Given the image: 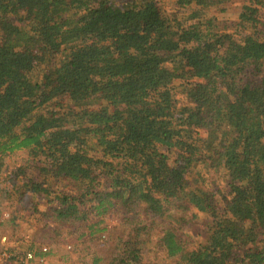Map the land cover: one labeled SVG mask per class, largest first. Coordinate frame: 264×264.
Masks as SVG:
<instances>
[{"label": "trees", "instance_id": "trees-1", "mask_svg": "<svg viewBox=\"0 0 264 264\" xmlns=\"http://www.w3.org/2000/svg\"><path fill=\"white\" fill-rule=\"evenodd\" d=\"M162 1L69 0L78 12L69 20L64 0H0V165L29 152L27 192L47 201L42 257L79 223L78 238L102 244L84 264H264V0L244 1L240 41L228 45L207 12L226 0H175L179 16L164 15ZM34 46L60 60L38 79ZM179 77L187 100L176 109ZM98 98L107 105L88 104ZM65 99L86 106L35 114ZM157 144L177 151L175 165ZM197 164L202 184L191 190L185 174ZM205 172L224 180L223 204L203 186ZM63 177L83 185L80 198L41 187ZM16 189L0 190V237ZM189 211L211 218L204 243L179 226ZM92 212L115 224H86ZM144 246L163 260L147 263Z\"/></svg>", "mask_w": 264, "mask_h": 264}, {"label": "rangeland", "instance_id": "rangeland-1", "mask_svg": "<svg viewBox=\"0 0 264 264\" xmlns=\"http://www.w3.org/2000/svg\"><path fill=\"white\" fill-rule=\"evenodd\" d=\"M64 1L65 16L67 19L73 20L74 18H76L78 12L76 9L69 5V0ZM108 1L116 5H120L127 0ZM174 1L175 0H163L162 3L159 4L158 9L167 16H179L180 12H182L183 14L182 8L180 9L176 6V9H173ZM244 1L245 0H226V2L223 4H218L217 6H208L207 12L209 16L215 18L218 32L223 36V42L225 45L231 43L230 40L226 39V37L228 36L231 38L233 37V41L235 42L240 41L239 35L242 27L239 20V14L242 11ZM165 7H167L166 11H164ZM261 19L264 20V10L261 11ZM18 24L22 30L28 31L29 25L25 18H23L22 16H20ZM21 51L23 54H27L26 46H24ZM30 51H32L33 53L32 57H34L35 68L33 70V74L37 79L49 74L47 69L53 70L55 65L60 62L59 59L53 60L42 57L40 53H38V51L35 49V46ZM184 83H187V81H184L180 77L174 79L171 83L176 109H179V107L182 106V104L187 100L186 92L183 86ZM73 101V99H65L58 102H52L49 104L48 108L37 110L35 114L52 112L61 115L65 110L68 109H72L71 111L73 112H80L82 108L86 106L84 104L76 103ZM88 104L97 109L105 107L107 105L106 101L101 98L94 99L93 102H89ZM201 135H204L203 131L201 132ZM155 150L157 152L165 154L171 166L176 164L175 160L178 153L175 149H170L168 147L157 144L155 146ZM28 155L29 152L26 151H19L8 154L3 157V167L0 165L2 173L5 174L7 178V185L4 188L8 189L13 185L17 187V189L13 193L11 203L4 205V208L6 210L5 212H3V214H5V216L9 219L10 228L3 236L7 237L11 242H13L14 245L17 246L18 249L22 252H26L28 250L41 252V249L43 247H45L47 250L49 249V240H47V243H45L46 239H42L38 235L39 227H44L45 225V223H41L42 219H40V214L46 210L47 201L44 194L36 195L27 192L28 187L23 175L28 174L32 177L34 176L33 173H36V171H34L33 169H28L27 167V165H29L27 162V157H29ZM200 166V164H197L190 167L185 174L189 189L191 190L198 189V186L202 184L201 181H199V184L197 185V180L200 179H198L197 175H194L199 170ZM35 178L37 179V182L41 184V180L38 179H41L42 177H39L37 175ZM204 178L205 183L203 184V186L213 190L216 195L220 197L219 202L223 204L221 198L226 197L227 195L224 180L221 178V176H218L215 179L212 174L209 175V172L204 173ZM41 187L46 189L50 187L52 190L56 191L57 194L64 195V197L72 195L76 198H80L83 191V185L80 182L71 181L64 177L61 180H57L54 184L46 183L45 185H41ZM83 206L84 205L81 204L82 208ZM33 209H36V211H34ZM192 215L193 214L191 211L187 212L184 215V222H182L179 226L182 228V231L187 235L188 239L191 241V243H193V245H196L200 242L204 243L208 235L210 234L211 218L198 213L196 214L198 217H196L195 219H191ZM114 219V216L111 214L100 216L97 212H92L90 213L89 219L86 224L100 221L101 225H114ZM146 220L149 222L147 217ZM161 224L162 222H158L157 226L160 227ZM68 227L69 228H62V234L55 238H53V236L51 235L53 239H50V242H55V245L53 246V254L50 253L47 257H43L44 261L39 264L88 263L90 258L88 257L89 254L91 252L95 253V251L99 250L102 247V244L96 239L90 242L88 236L78 238V236L85 232L83 224L77 223L76 228L71 226ZM71 228H73V230ZM153 230L155 231V229ZM156 233V231H152L151 234L155 235ZM67 245L71 246V250L66 248ZM56 246L60 249H56ZM143 250L145 252L144 259L147 261V263H151L152 261L154 263H160L163 260L161 256H156V253L154 251L151 254L146 246L143 247ZM86 254L88 256H86Z\"/></svg>", "mask_w": 264, "mask_h": 264}, {"label": "built area", "instance_id": "built-area-1", "mask_svg": "<svg viewBox=\"0 0 264 264\" xmlns=\"http://www.w3.org/2000/svg\"><path fill=\"white\" fill-rule=\"evenodd\" d=\"M6 185V175L0 169V190L5 189ZM67 249H70V247L67 246ZM44 252H47L45 248L41 252H22L7 237H0V264H39L44 261L41 256Z\"/></svg>", "mask_w": 264, "mask_h": 264}]
</instances>
